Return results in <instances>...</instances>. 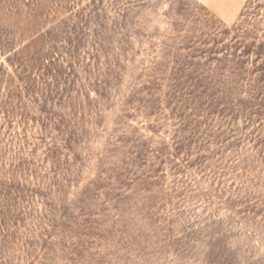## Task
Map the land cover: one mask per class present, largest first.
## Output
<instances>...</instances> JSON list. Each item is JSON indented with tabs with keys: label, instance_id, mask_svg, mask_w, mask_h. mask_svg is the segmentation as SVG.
<instances>
[{
	"label": "rangeland",
	"instance_id": "1",
	"mask_svg": "<svg viewBox=\"0 0 264 264\" xmlns=\"http://www.w3.org/2000/svg\"><path fill=\"white\" fill-rule=\"evenodd\" d=\"M263 74L264 0H0V264H264Z\"/></svg>",
	"mask_w": 264,
	"mask_h": 264
},
{
	"label": "trees",
	"instance_id": "2",
	"mask_svg": "<svg viewBox=\"0 0 264 264\" xmlns=\"http://www.w3.org/2000/svg\"><path fill=\"white\" fill-rule=\"evenodd\" d=\"M252 45L255 47V44H252ZM246 53L249 54V53H250V50H247ZM238 67H240L239 69H240V71H241V72L239 71L240 73H238V75L242 76V75L244 74V73H243V70H246V69L244 68V67H245V64L242 65V66H238ZM260 78H261L262 81H264V74H263ZM244 80H245V79H244ZM250 96H251V98H256V95H254V94H251V93H250Z\"/></svg>",
	"mask_w": 264,
	"mask_h": 264
}]
</instances>
